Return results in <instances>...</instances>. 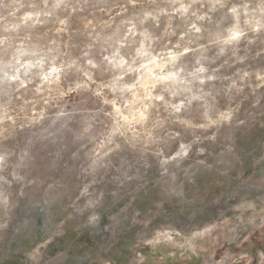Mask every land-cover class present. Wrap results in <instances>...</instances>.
Instances as JSON below:
<instances>
[{
	"label": "clouds",
	"instance_id": "9594fccd",
	"mask_svg": "<svg viewBox=\"0 0 264 264\" xmlns=\"http://www.w3.org/2000/svg\"><path fill=\"white\" fill-rule=\"evenodd\" d=\"M255 131L264 0H0V242L38 233L39 264L54 243L41 229L124 230L149 188L158 199L145 213L175 202L183 215L202 172L242 182L246 160L264 161V138L241 149ZM232 211L264 242V207L240 199ZM225 230L229 217L157 228L147 246L199 258ZM240 259L264 264V252Z\"/></svg>",
	"mask_w": 264,
	"mask_h": 264
},
{
	"label": "rangeland",
	"instance_id": "374dc122",
	"mask_svg": "<svg viewBox=\"0 0 264 264\" xmlns=\"http://www.w3.org/2000/svg\"><path fill=\"white\" fill-rule=\"evenodd\" d=\"M264 138V132L255 131L251 137H242L241 149L243 154L259 151L258 141ZM240 171L243 181L235 179V172L231 176H224L218 172L203 173L199 176V185L190 195H195L196 207L185 206V213L181 215L180 208L173 202L166 204L167 211H152L145 213V209L153 208L158 199L157 192L149 188L141 192L131 205L129 212L139 208L141 215L137 218L138 226L117 230H105L102 223L98 231H84L78 234L73 225H68V233L63 238L59 226L45 228L40 231L53 238L54 243L48 246L45 255L46 264H247L240 259L244 253L253 257L258 251L264 252V242H261V232L253 228L247 230L236 224L232 211L233 204L240 199H251L260 207H264V161H258L257 167L246 160ZM257 177H261L257 179ZM127 196L135 197L136 193L129 191ZM195 215L190 219L188 213ZM26 214L22 210V215ZM232 220L234 231H218L216 239L210 241L206 249L199 253V258L186 254L183 258L176 251L175 258H169V249L160 248L155 253L147 246V239L157 228H176L182 233H188L193 228L205 223ZM151 222V227L143 225ZM251 233L249 239H245ZM41 237L28 235L19 230H9L3 242H0V264H39L40 254L33 251ZM255 245V247H253ZM31 252L33 259L28 260L26 254ZM143 257V259H141ZM256 264V261H253Z\"/></svg>",
	"mask_w": 264,
	"mask_h": 264
}]
</instances>
